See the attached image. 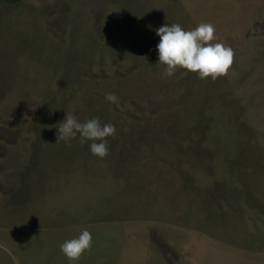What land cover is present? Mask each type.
Segmentation results:
<instances>
[{
  "label": "rangeland",
  "instance_id": "1",
  "mask_svg": "<svg viewBox=\"0 0 264 264\" xmlns=\"http://www.w3.org/2000/svg\"><path fill=\"white\" fill-rule=\"evenodd\" d=\"M166 23L213 24L228 73L164 76ZM66 113L115 125L109 154ZM0 264H264V0L0 2Z\"/></svg>",
  "mask_w": 264,
  "mask_h": 264
},
{
  "label": "clouds",
  "instance_id": "2",
  "mask_svg": "<svg viewBox=\"0 0 264 264\" xmlns=\"http://www.w3.org/2000/svg\"><path fill=\"white\" fill-rule=\"evenodd\" d=\"M215 26L200 23L196 28L185 30L179 24H164L156 29L159 42L156 45L158 62L165 65L164 76H173L177 69L196 73L200 79L213 80L228 73L233 64L234 51L221 42L211 43L217 39ZM105 100L117 103L115 93H105ZM59 140L69 141L80 136V142L91 141L89 151L104 158L109 154L107 138L116 134V127L111 123L102 124L98 117L80 122L72 113H66L58 127ZM47 143V142H46ZM92 234L84 229L78 237L65 240L60 251L70 262L78 261L91 249Z\"/></svg>",
  "mask_w": 264,
  "mask_h": 264
},
{
  "label": "trees",
  "instance_id": "3",
  "mask_svg": "<svg viewBox=\"0 0 264 264\" xmlns=\"http://www.w3.org/2000/svg\"><path fill=\"white\" fill-rule=\"evenodd\" d=\"M25 1L27 0H0V2H3L4 4L7 5H17Z\"/></svg>",
  "mask_w": 264,
  "mask_h": 264
}]
</instances>
